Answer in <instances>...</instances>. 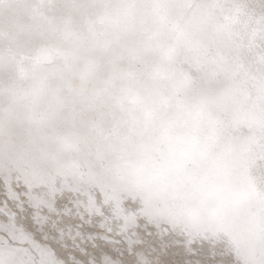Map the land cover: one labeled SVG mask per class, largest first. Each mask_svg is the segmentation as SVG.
Returning <instances> with one entry per match:
<instances>
[{
	"label": "bare ground",
	"instance_id": "6f19581e",
	"mask_svg": "<svg viewBox=\"0 0 264 264\" xmlns=\"http://www.w3.org/2000/svg\"><path fill=\"white\" fill-rule=\"evenodd\" d=\"M132 2L0 0V223L8 220L4 213H14L16 223L53 249L61 264H104L106 254L97 255L102 247L125 251L111 206L95 187L103 171L92 147L99 116L103 113L104 126L110 127L112 114H120L116 97L122 85L138 89L146 84L151 70L164 64L168 48H177L181 56L190 51L192 40L179 29L189 26L194 31L205 21L222 25L225 17L233 16L231 0H191L193 6H203L195 12L186 6L188 0H134L129 8ZM237 2L257 19L264 14V0ZM232 30L243 36L245 62L258 67L264 34L246 17L232 23ZM179 68L193 78L199 75L188 63ZM250 92L254 102L249 117L232 135L245 144L248 176L264 192V125L256 89ZM20 171L54 179L57 188L65 186L56 193L61 214L45 225L33 222L27 204L21 210L19 202L8 199L2 176L10 172L11 187L24 200V181L15 178ZM82 185L95 195V207H89L87 195L74 190ZM142 235L148 243L138 264L178 258L174 254L179 249L165 250L158 242L152 249L155 237ZM6 236L0 232V240ZM226 248L214 239L198 240L196 254L188 259L235 264ZM120 259L109 257L110 264H120Z\"/></svg>",
	"mask_w": 264,
	"mask_h": 264
},
{
	"label": "snow or ice",
	"instance_id": "6c2138e0",
	"mask_svg": "<svg viewBox=\"0 0 264 264\" xmlns=\"http://www.w3.org/2000/svg\"><path fill=\"white\" fill-rule=\"evenodd\" d=\"M134 6V0L128 4ZM186 6L194 12L203 7L191 0ZM230 8L233 16L225 17V24L205 21L194 31L179 29L191 38L190 51L181 56L177 48H168L164 64L151 70L146 84L121 86L120 114H112L111 126H104L103 113L94 124L92 147L103 169L95 187L111 206L116 235L125 246L123 253L102 247L97 255L106 254L104 264H110L111 255H120V264H138L148 243L142 233L155 237L152 249L156 242L165 250L179 249L177 259L152 264H201L188 257L196 254L198 240L207 239L223 242L235 264H264V192L248 176L245 144L232 135L249 117L251 88L264 125V53L257 57L258 67L247 64L243 36L233 32L232 23L246 17L264 34V14L257 19L237 0ZM181 63L199 75L185 73ZM15 178L24 181V200L12 189L10 172L2 176L8 199L19 202L21 210L27 204L34 223L45 225L61 214L54 179L27 171ZM74 190L88 196L90 208L96 206L85 186ZM4 214L8 220L0 223V232L7 236L0 240V264H61L53 249L16 223L14 213Z\"/></svg>",
	"mask_w": 264,
	"mask_h": 264
},
{
	"label": "rangeland",
	"instance_id": "374dc122",
	"mask_svg": "<svg viewBox=\"0 0 264 264\" xmlns=\"http://www.w3.org/2000/svg\"><path fill=\"white\" fill-rule=\"evenodd\" d=\"M96 13H97V12H96ZM96 13H95V15H96ZM89 16H90V15H89ZM30 48H31V47H29V48H24L23 50H30ZM61 186H64V185L59 184L57 189H59V187H61ZM64 187H65V186H64ZM74 207H77V206H74ZM77 208H78V207H77Z\"/></svg>",
	"mask_w": 264,
	"mask_h": 264
}]
</instances>
